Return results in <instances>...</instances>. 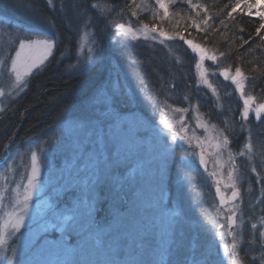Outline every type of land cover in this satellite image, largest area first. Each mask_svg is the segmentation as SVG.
Segmentation results:
<instances>
[{
    "label": "rangeland",
    "instance_id": "1",
    "mask_svg": "<svg viewBox=\"0 0 264 264\" xmlns=\"http://www.w3.org/2000/svg\"><path fill=\"white\" fill-rule=\"evenodd\" d=\"M186 1L171 0L169 3V15L164 19H161L163 13L156 4V0H138L135 5V10H138L135 13V17H138V13L141 12L148 13L151 19L140 18V20H143L137 23H115L112 19L106 22L108 28L111 29L110 31L100 27L101 30L94 32L91 31L90 26L85 25L86 29L84 27L78 36L80 37V43L74 54L75 58L72 62L67 63L68 67L64 70L80 72L81 69H88L85 66L94 65L93 61L96 59L97 51L101 48L103 51L107 43H109L108 41L112 42L114 40H117L114 48H112L114 50H116L117 46L123 49L125 45H130L133 48L141 46L140 50L142 52V50H146L144 48L153 49L163 46L166 50L167 47L170 48L169 59H174L172 54L176 50L181 54L182 57L178 54L179 57H176L174 61L180 63L182 60L185 64L183 66L184 69H182L184 76L188 74L185 76L184 81L182 80L185 84L183 87L185 94L182 95L175 91L172 92V97L170 96L169 99L168 97L166 99L159 92L156 97L157 106H153L149 96L145 94L137 95L134 86L132 85L134 89L130 87L131 84H129L124 70L121 71L120 75L118 74L120 80L124 82V85L123 83L121 85L127 87V90L124 91L132 99V105L125 108L131 114L122 117L121 120L127 124L129 133H135L137 130L143 129L139 158H150L152 160L154 174L159 188L162 190L164 203L170 215L172 206L168 207V198L170 196L178 198L179 205L173 209L174 216L172 215L175 224L176 221L182 222L181 230L186 227L184 224L195 226L193 230L200 224L199 227H202L201 229L208 230L207 235L215 237L213 242L210 240L205 250L207 255H213L212 259H209V264H216V261L218 264H231V258L229 261L226 256L231 252L233 243L237 245V240L233 238V234L240 230L241 224L245 221L242 196L253 193L256 194L257 199H260L264 195V181L261 180V177H264V135L261 133L263 128L259 126L261 119L258 123H255L256 120L251 112L249 117L243 118V101L245 97L251 96L253 98L251 101L252 108H256L259 104L264 103V100H257L255 96L249 93L245 67L237 62L244 77L242 81L244 93L243 95L241 94L231 79L232 76H235L237 67L232 68L229 66L224 68L221 66L220 56L212 50L211 47L214 48L215 45L209 44L207 35L198 34V41L189 36L187 30L185 32L179 29L181 26V23H178L180 17H178L175 10L184 5L183 3H186ZM2 3H10V0H0V5ZM247 4L255 5L251 9L252 14L250 16L260 18L257 13H264V0H239L237 8L248 14ZM90 10L93 16L97 12H101L98 3L90 4ZM6 20L9 19L6 18ZM120 24L124 25L123 29L117 27ZM145 24L149 25L150 28L155 25L173 38L160 37L158 31H145ZM177 31L183 34V40L175 36ZM190 32L192 33L193 31ZM17 37L12 25L3 27L0 24V39L2 38L0 40V93H2L0 94V112L10 103H12L13 110L16 100L25 94L29 78L42 67L38 70L33 69L25 77L27 81L25 86L17 85L14 74L11 72V60L15 58V53L12 57L9 56L11 47ZM101 37H103V41H101ZM215 37H218V35ZM28 39L44 40L47 38L40 35L25 36L24 40ZM189 39L205 49L207 55L204 61L200 60V53L194 51L186 43ZM18 48L19 43L15 48V52ZM171 50L173 51L171 52ZM182 50H184L185 54ZM103 54L107 55L104 52ZM156 55L159 56V54ZM212 55L217 57L215 61L209 59ZM8 56L9 60L7 61ZM155 60L158 61L159 59L155 57ZM141 65L139 68H141ZM155 69L158 70L161 67ZM224 69L228 70L227 78L223 74ZM127 71L130 72L129 70ZM144 71H150L151 74L156 75L158 78L160 76L151 67L144 69ZM107 79L108 77L100 78L97 84L90 88H88L90 85L88 84L85 92L82 91L72 97L65 110L56 112L57 115L52 118L54 119V127H51L52 132L48 133V129L44 128L42 133H38L37 136H32L29 139L25 138V136H20L26 142L21 147L22 149L17 147L13 156H9L10 158L3 157L0 160V162L6 163V165L0 163V235L5 238V244L0 245V264H7L3 257L11 256V248L13 246H16L19 250L21 246L29 243L33 233H41V236H43L41 228L44 220L49 222H54L55 220L49 213L50 208H55L61 213H66V210L73 204H75L76 208H81L78 204L81 203L78 200L81 196V189L79 192H74V190L81 187L85 192L87 191V183L91 178L94 167L91 161L95 159V144L91 139H80L81 133L78 131L75 122L81 117L82 105L87 103L85 97L91 94L93 88L105 89L109 84ZM118 85L114 84L113 87L119 89ZM137 92L139 91L137 90ZM140 96L145 103L142 108L138 104ZM209 100L213 102L210 106H215L217 110L219 109V112L224 109L223 105L232 107V110H226L228 112L226 114L215 115L214 119L223 121V125L216 124L210 119L211 114L207 116L200 108L198 104L200 101L208 106ZM62 108L60 107V110ZM236 117L237 122L235 120ZM261 118L264 120V115ZM42 134L43 136H40ZM54 138L57 139V142ZM86 146H90L92 151L85 153L84 149ZM33 153L37 156L41 176L38 188L34 191L29 201L28 213L25 216V224H31L29 225L30 227L28 226L30 232L28 230V233L25 232L17 238L18 240H14L12 237L16 236V232L12 231L10 223L7 222L14 220L12 214L18 212L16 204L17 191L22 193L24 186L27 184V176L31 172ZM201 155H203L204 163H201ZM139 158L130 159L122 164L117 170L118 174L125 176L129 181L133 180L132 169L138 166ZM206 168L207 171L205 172ZM253 168L256 171H253ZM138 173L139 169H137V175ZM82 174L84 175L82 176ZM217 187H219L221 193L226 192L224 193L226 197V199L224 197L225 203H221ZM240 188L244 190L241 195ZM107 191L113 195L109 186H105L103 189L104 194L101 198L104 201H109L106 200ZM233 191H236L238 196L236 199L230 200ZM65 196L67 197L64 198ZM130 197L131 193L129 197L126 198L125 196L126 201L122 200V202L118 198L117 204H113L111 207L112 216L104 212L97 216V220L100 221H98L99 224L109 225L105 229V233L113 237V239L117 240V237L122 236L121 231L135 233L133 235L129 234L128 240L125 239L126 236H123L118 242L103 244L104 241H111V238H108V236L107 238H101L97 243L88 235H85L80 240L79 236L74 232L72 233L70 248H58L55 251H49L44 248L39 249L40 245L38 244L31 250V258L36 261V264H56L57 261L72 262V264H137L140 257L130 251L128 254L131 258L127 256V259L121 260L118 256L121 251V245L127 243V241L133 242L135 240V242H138L139 238L145 234V227L148 228L149 225L145 224L143 218L145 217L148 221L149 218L146 215H137L135 212L127 214L125 212V209L130 207ZM204 201L208 203V210L206 212L201 210L203 213H207L205 221L183 217L182 213L185 214L187 209L189 211L190 208L193 209L191 205L195 206ZM262 203L264 205V201ZM117 210L119 212L113 219V215ZM261 210L252 208L253 213H261L259 216L253 215L251 221L254 219L260 222L264 221V206L263 210ZM32 217L37 219L39 223L30 222ZM230 217L231 220L229 219ZM6 223L7 227H5ZM255 224L258 223L255 222ZM262 226L264 227V225ZM113 228H118L121 231ZM84 231L87 232V224L84 225ZM149 234L151 233L147 235ZM59 235L60 233L53 232L49 228L46 238L54 239ZM161 238H163L161 240L163 244L167 243V237ZM179 238L180 236L177 239ZM224 239L227 241H224ZM173 242L178 244L180 240L172 238V244ZM7 246L9 253L4 254ZM222 248L224 250L227 248L225 256H223V251L221 252ZM217 252H220V255ZM197 257L199 258V256ZM222 258H226L225 261H222Z\"/></svg>",
    "mask_w": 264,
    "mask_h": 264
},
{
    "label": "trees",
    "instance_id": "2",
    "mask_svg": "<svg viewBox=\"0 0 264 264\" xmlns=\"http://www.w3.org/2000/svg\"><path fill=\"white\" fill-rule=\"evenodd\" d=\"M137 1L51 0L49 3V0H10V3L0 5L2 11L11 13L17 20L19 19L20 25L17 24L15 28L19 33L33 31V34L49 37L55 44L50 59L41 70L30 78L27 92L16 100L13 110L11 104L7 110L0 113V157L4 146L9 143H11V148L20 147L22 149L21 147L26 142L20 136L29 139L42 133L44 128L48 129V133L52 132L51 127H54L52 118L57 115L56 112L65 110L72 97L82 91L85 92L88 84H90L88 88L96 85L100 78L108 77L107 81H111L112 85L119 84L122 96L121 107L131 106L132 99L124 91L127 87L121 85L122 83L124 85L119 76L122 70L125 71L129 84H131L130 87L134 86L137 95L149 96L153 104H158L156 97L159 92L166 99L172 97V92L175 91L182 95L185 94L183 81L188 75L184 76L183 74L182 69L185 64L182 60L180 63L174 61L181 54L176 50L172 54L174 59H169L170 48L167 47L166 50L163 46L153 49L144 48L146 50H142V52L141 46L136 47L137 50L130 45H125L123 49L117 46L114 50L112 48L117 40L113 39L114 41H108L109 43L105 46L103 52L107 55L103 54L99 63H94L93 66L87 65L85 67L88 69L80 72L64 70L68 67L67 63L72 62L75 58L74 54L80 43L78 36L84 27L86 29V26H90L91 31L94 32L101 30L100 27L110 31L106 22L112 19L115 23H137L143 20L140 18L151 19L148 13L141 12L138 13V17H135V13L138 11L135 10ZM92 3H98L101 11L94 14L95 16L91 14L90 10ZM183 4L182 8L178 7L175 10L180 17L178 23H181V26L179 29L188 31L189 36L198 41V34L207 35L209 44L215 45L214 48L210 47L220 56L221 66L236 68L239 63L245 67L249 93L257 100H264V39H262L264 29H261L259 33L256 32L260 23H264V21L245 14L238 8L233 13V18H228L226 12L231 9L227 6L235 5L236 0H191V3L187 0ZM192 4L198 5L199 9H193ZM172 9L174 10L173 5ZM205 9H207L206 13ZM205 15L216 19H210L208 25H204ZM36 16L43 17L48 23L36 19ZM131 16L132 18H130ZM221 21H224V25L221 24ZM7 24L10 25V22ZM196 25H200V27L197 28ZM189 31L193 32L189 33ZM216 35L218 37H215ZM245 40L248 41L247 44L244 43ZM106 48L108 49L106 50ZM177 49L179 48L177 47ZM182 51L184 53V50ZM221 53L224 55L222 56ZM156 54H159L160 57ZM155 57L159 60L156 61ZM140 65L141 68H139ZM148 67L158 72L159 78L151 74L150 71L145 72L144 69ZM154 67H161V69L156 70ZM139 99L138 104L142 108L145 103L141 100V96ZM123 100L129 102L124 103ZM212 103L209 100L208 106L202 101L198 104L207 116L211 114L210 119L218 125H223V121L214 119L215 115L226 114L228 113L226 110L230 111L232 107L223 105L224 109L220 113L215 106H210ZM60 107H63L62 110Z\"/></svg>",
    "mask_w": 264,
    "mask_h": 264
},
{
    "label": "snow or ice",
    "instance_id": "3",
    "mask_svg": "<svg viewBox=\"0 0 264 264\" xmlns=\"http://www.w3.org/2000/svg\"><path fill=\"white\" fill-rule=\"evenodd\" d=\"M171 0H156V4L159 9L162 10L163 15L161 19L166 18L169 15V3ZM191 3V0H188ZM51 3V0H49ZM239 6V0L235 5H229L231 10L226 12L228 18H233V13L236 12ZM193 9H199V6L192 4ZM255 7L254 4H247L249 9V15H251V9ZM207 9H205V13ZM260 16L261 21H264V13H257ZM38 20L43 23H48L43 17L36 16ZM210 19H216L214 17H208L205 15L203 20L204 25H208ZM224 25V21H221ZM120 29L124 28L123 24L117 26ZM197 28L200 25H196ZM145 31L159 32L160 37H167L172 39L167 32L159 29L157 26L144 25ZM261 29H264V23H260L256 32L259 33ZM176 37L181 40L184 39L183 34L180 31L175 33ZM155 38V37H153ZM242 39V38H241ZM264 39V37H262ZM103 41V37H101ZM186 43L191 46L194 51L200 53V60L204 61L207 53L204 48L200 45L195 44L192 40H187ZM245 44L248 41H244ZM53 41L49 39L44 40H24L19 41V48L15 52V58L11 60V72L14 74L15 81L18 86H25L27 81L25 77L33 71V69H39L45 64L48 58L53 52ZM223 56L224 54L221 53ZM103 51L102 48L97 51L96 59L93 63H99L102 59ZM210 60L215 61L217 57L212 55L209 57ZM84 71V69H81ZM225 78L228 77V70L224 69L223 72ZM203 75V73H202ZM235 83L237 89L240 90L241 94L244 93V84L242 83L244 77L241 69L237 67L235 69V76L231 77ZM2 94V93H0ZM87 103L81 107V117L75 122L78 131L81 133L80 139H91L95 144V159L91 161L94 165L91 178L87 183V191L85 192L81 188V196L78 200L81 201L82 207L76 208L75 204L71 205L66 213L58 212L55 208H50L49 213L55 218L54 222L44 220L41 228V233H33L31 240L28 244L21 246L19 250L16 246L11 248V256H5L3 259L7 264H36L31 258V250L38 244L39 249L44 248L49 251H55L58 248H70L72 244V233H76L80 240L85 236H91L97 243L101 238H107L105 229L109 225H101L97 220V207L101 203V198L104 194L103 189L105 186H109L112 194L118 196L121 194L122 189L127 185L131 189V197L129 199L130 207L125 209L127 214L135 212L137 215L144 214L149 219L145 221L151 223L152 228L149 230L145 227V234L156 232L158 236L167 237V243L163 246L159 255L161 259L158 262L145 261L139 259L137 264H165L164 257L170 256L172 252L171 244L172 238L175 233V220L169 214L168 208L164 203L162 190L156 180V176L153 170L152 160L150 158H139L140 148L142 146L143 129L137 130L135 133H129V129L126 123L121 118L131 114L129 110L121 107L122 96L118 88L112 86L109 81L108 86L101 90L98 87L91 90V94L85 97ZM251 96L244 98L243 104V118L249 117L252 110ZM124 103L129 101L123 100ZM264 115V103L259 104L255 108V116L257 118ZM170 127V125H169ZM227 142V141H225ZM85 153L92 151L90 146H86L84 149ZM138 159L139 173L137 175V169H132L133 180L129 181L125 176L118 174L117 170L119 167L130 159ZM203 155H201V163H204ZM256 171L255 168L252 169ZM40 167L37 163V156L35 153L32 154V165L30 175L27 176V184L24 186L23 192L17 191V207L18 212L13 213L14 220H10L12 231L20 232L21 228L25 224V216L28 213L29 201L31 200L34 191L37 190L40 183ZM264 181V177H261ZM19 188V186H18ZM220 192L217 187V193ZM124 195H128L124 193ZM238 193L233 191L232 199H236ZM221 203H224V196L220 197ZM119 211L117 210L113 219ZM233 215H235L233 213ZM43 219V217H42ZM231 220V217L229 218ZM234 222V221H233ZM7 223L5 227H7ZM87 224V232L84 231V225ZM163 226L161 230L160 226ZM30 227V226H29ZM255 228V225H252ZM49 228L53 232L60 233L54 239H47ZM23 234H21L22 236ZM260 239L262 241L261 248H264V231L260 232ZM42 240V243H41ZM5 244V238L0 235V245ZM142 246V245H138ZM227 251V248L225 249ZM123 255V252H121ZM231 258V264H242V261L237 258L236 244L233 243L231 252L229 253ZM56 264H72V262H60ZM191 264H209L207 258L201 260H192ZM253 264H256L253 261ZM260 264H264V252L260 255Z\"/></svg>",
    "mask_w": 264,
    "mask_h": 264
},
{
    "label": "flooded vegetation",
    "instance_id": "4",
    "mask_svg": "<svg viewBox=\"0 0 264 264\" xmlns=\"http://www.w3.org/2000/svg\"><path fill=\"white\" fill-rule=\"evenodd\" d=\"M240 227V237L237 239V258L242 261V264H260L261 252H264V248H261L262 241L257 243L258 237H260L261 230L258 229L259 224H252L246 222ZM252 225L256 227L253 228Z\"/></svg>",
    "mask_w": 264,
    "mask_h": 264
},
{
    "label": "bare ground",
    "instance_id": "5",
    "mask_svg": "<svg viewBox=\"0 0 264 264\" xmlns=\"http://www.w3.org/2000/svg\"><path fill=\"white\" fill-rule=\"evenodd\" d=\"M153 106H157V104H153ZM248 197H250L251 195H252V193L251 194H246Z\"/></svg>",
    "mask_w": 264,
    "mask_h": 264
},
{
    "label": "water",
    "instance_id": "6",
    "mask_svg": "<svg viewBox=\"0 0 264 264\" xmlns=\"http://www.w3.org/2000/svg\"><path fill=\"white\" fill-rule=\"evenodd\" d=\"M252 111H253V113H254V115H255V109H252ZM255 117H256V116H255ZM256 119L258 120L259 118L256 117Z\"/></svg>",
    "mask_w": 264,
    "mask_h": 264
}]
</instances>
